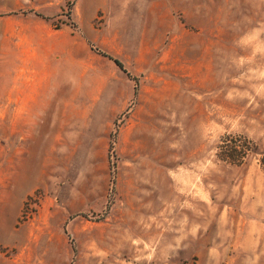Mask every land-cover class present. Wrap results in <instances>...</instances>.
Returning a JSON list of instances; mask_svg holds the SVG:
<instances>
[{"label":"rangeland","instance_id":"1","mask_svg":"<svg viewBox=\"0 0 264 264\" xmlns=\"http://www.w3.org/2000/svg\"><path fill=\"white\" fill-rule=\"evenodd\" d=\"M260 152L264 0H0V264H264Z\"/></svg>","mask_w":264,"mask_h":264},{"label":"trees","instance_id":"2","mask_svg":"<svg viewBox=\"0 0 264 264\" xmlns=\"http://www.w3.org/2000/svg\"><path fill=\"white\" fill-rule=\"evenodd\" d=\"M115 61L117 62V64H118L120 67L123 68V63H122L120 60L115 59ZM238 147H239V146H238ZM244 151H246V150H244ZM260 154H261L260 161H261L262 165L264 166V152H260ZM239 158H240L241 160H243V159L245 158V155H240Z\"/></svg>","mask_w":264,"mask_h":264}]
</instances>
